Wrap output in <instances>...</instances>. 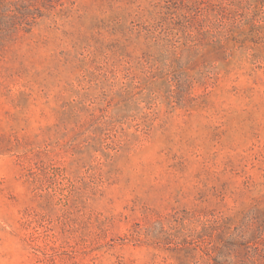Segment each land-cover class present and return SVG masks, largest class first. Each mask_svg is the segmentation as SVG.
Segmentation results:
<instances>
[{
  "label": "rangeland",
  "instance_id": "obj_1",
  "mask_svg": "<svg viewBox=\"0 0 264 264\" xmlns=\"http://www.w3.org/2000/svg\"><path fill=\"white\" fill-rule=\"evenodd\" d=\"M0 264H264V0H0Z\"/></svg>",
  "mask_w": 264,
  "mask_h": 264
}]
</instances>
